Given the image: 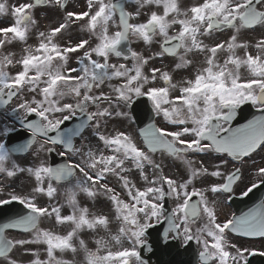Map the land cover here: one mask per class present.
Here are the masks:
<instances>
[{
    "label": "snow or ice",
    "instance_id": "1",
    "mask_svg": "<svg viewBox=\"0 0 264 264\" xmlns=\"http://www.w3.org/2000/svg\"><path fill=\"white\" fill-rule=\"evenodd\" d=\"M69 5L0 0V16L12 17L0 27V178L19 186L6 196L0 188V208L22 206L0 223V264H77L67 254L81 264H148L143 250L172 241L194 244L197 264L264 255L232 238H264V200L239 216L223 213L244 165L264 159V0ZM39 7L61 15L32 45ZM157 57L173 58L174 69L148 67ZM177 72L186 74L176 80ZM141 119L146 126L130 131ZM21 132L28 138L13 144ZM248 178L242 197L264 185V165ZM81 196L93 206L103 198L107 211Z\"/></svg>",
    "mask_w": 264,
    "mask_h": 264
},
{
    "label": "flooded vegetation",
    "instance_id": "2",
    "mask_svg": "<svg viewBox=\"0 0 264 264\" xmlns=\"http://www.w3.org/2000/svg\"><path fill=\"white\" fill-rule=\"evenodd\" d=\"M73 2L76 4V7L75 6H73ZM191 2V0H185V3H190ZM83 5H84V0H77V1H75V0H70V5H69V7H70V9H74V10H77V11H82V10H84V7H83ZM45 8H43V9H41V8H37V9H35L34 10V16H35V19H38V17H36V15H37V12L38 11H41V10H44ZM58 14H60L61 15V13H60V10H59V13ZM38 15H42V14H38ZM56 23H57V21L54 19V21H53V25L55 26L56 25ZM94 42V41H93ZM21 53H18L17 55H20ZM113 62H115V58H113ZM14 69H15V71H14V73L16 72V71H18L19 70V67H14ZM0 119H3V115H2V113H0ZM129 130L130 131H133V132H135V127H134V125H131L130 126V128H129ZM30 158V157H29ZM50 159H52V160H59L60 158L59 157H57V156H55V154L53 153L52 155H51V157H50ZM249 163H250V160H249V162L247 163V164H245L244 165V167L245 168H243V171H244V177H243V179H244V183L243 184H240L238 187H236V189H235V191H236V195H240V192H241V189L244 187V184H247L248 183V172L250 171V170H254L256 167H258L259 166V164H260V162L258 161V163L257 164H253V163H251L250 165H249ZM55 166V165H54ZM133 175H135V173H133ZM114 183V182H113ZM19 186L16 184V183H13V182H9V181H7V180H4L3 178H0V188H3V195H7V193H8V191H10L12 188H18ZM57 199L58 200H60V202H63V197H62V195H58V197H57ZM80 200H81V204L83 205V206H87V207H89L91 210H93V211H99V210H103V211H107V203L104 201V199L103 198H99L98 200H97V202H96V205L95 206H93V204L90 202V201H88L87 199H85L83 196H81L80 197ZM68 211H70L69 209H65V212H68ZM2 216H0V221L2 220V218H1ZM45 223V227H50L51 225H50V223L48 222V221H44L43 223H42V225ZM64 226H61V227H59L57 230L58 231H60V232H67V231H69L70 230V227L71 226H68V225H66V228L64 229L63 228ZM115 227H116V223L114 222L113 223V228L115 229ZM8 235H9V237L10 238H13V237H15L16 235H17V232H16V230H9V232H8ZM82 238H84V239H86V240H90V234H88V233H83L82 234ZM233 239H237L236 237H232ZM149 242H150V239H149ZM174 245H175V243H173ZM90 246H92L91 245V243H90ZM195 246V245H194ZM180 247V246H179ZM183 248V247H182ZM195 248H196V246H195ZM195 248H193V249H195ZM180 249V248H179ZM196 250H197V248H196ZM252 251H255V252H261V251H264V249L263 248H261V249H257V248H255L254 250H252ZM154 252V251H153ZM149 253L147 250H143V257L148 261V262H150V259L149 258H151V256H152V259H153V264H157V262L155 261V257H154V253ZM190 252V254H192L191 253V250L189 251ZM196 255H197V253H196ZM250 255V254H249ZM65 259H75L76 260V262H77V264H81V261H82V256L81 255H77L75 258H73L72 256H71V254H67L65 257H64ZM183 259H185L186 260V262L188 263V262H190V259H188L187 257H186V255H184L183 256Z\"/></svg>",
    "mask_w": 264,
    "mask_h": 264
},
{
    "label": "rangeland",
    "instance_id": "3",
    "mask_svg": "<svg viewBox=\"0 0 264 264\" xmlns=\"http://www.w3.org/2000/svg\"><path fill=\"white\" fill-rule=\"evenodd\" d=\"M75 1H77V0H75ZM21 2H29V0H7V3L9 4V6L16 5V4H19ZM73 6L76 7V4L74 2H73ZM43 12H41V11L39 13L37 12L36 17H38V19H36V20L38 22V25H37V28L36 29H33L32 38L29 40V44H32L33 45V43H38L37 40H36V32L38 30H44L45 27L46 26H49V25L50 26H54L53 23H52L53 22L52 17L54 18V16H55V18H57V17L60 18V14H58L59 10L56 9V8H51V9H49L47 11V13H49V14H52L53 12L57 13L54 16L50 17V20L47 19V16L45 17V13L46 12L45 11H43ZM38 14H42L43 16L42 15H39L38 16ZM44 19H46V20H44ZM58 20L59 19H57L56 21H58ZM0 21H3L4 22V23H0V27H3V26H6L7 23H10L12 21V17L10 15L9 16H0ZM82 35H85L86 36L87 34L84 33ZM257 36H258V33L257 32H253V33H250V34H246V38H248L250 40H254ZM59 42L60 43H64V41L62 39ZM134 47L136 49H138V51H143L145 55L150 54L149 51H148V49L145 47V45L143 43H134ZM157 47H158V45L154 44L152 46V48H151V52L152 51H155V52L158 51ZM10 50L16 51L17 53H21L22 46L20 44H17V45L16 44H13L11 46ZM128 63L130 64L131 62H128ZM152 66L161 67V68H164L165 70H168L170 72L175 67L172 61H167V60L162 61V60H159L158 58L156 60H154V61H151L148 67H152ZM9 71H10L11 74H13L14 71H15L14 67L10 68ZM185 74L186 73L177 72V73H175L174 78L176 80H179ZM241 75L242 76H247L248 75L247 72L243 68L241 69ZM262 165H264V163H262ZM42 227H45V224H43ZM240 244H243L245 247H248L249 246L247 242L246 243H240ZM257 245H261V244H257ZM41 251H42V249H41ZM41 258H44L43 255H42ZM24 259H29V258L25 257Z\"/></svg>",
    "mask_w": 264,
    "mask_h": 264
}]
</instances>
